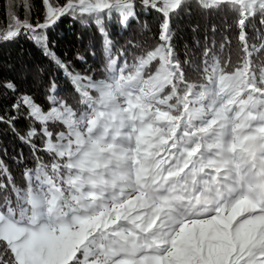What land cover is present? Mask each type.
Instances as JSON below:
<instances>
[{
  "label": "snow or ice",
  "instance_id": "6c2138e0",
  "mask_svg": "<svg viewBox=\"0 0 264 264\" xmlns=\"http://www.w3.org/2000/svg\"><path fill=\"white\" fill-rule=\"evenodd\" d=\"M193 6L208 24L181 53L173 20ZM6 9L0 43L32 42L70 90L36 65L35 87L23 68L0 75V130L19 147H0V264H264V0ZM152 13L153 43L117 48L108 23ZM65 18L95 24L102 70L57 54Z\"/></svg>",
  "mask_w": 264,
  "mask_h": 264
},
{
  "label": "trees",
  "instance_id": "16d2710c",
  "mask_svg": "<svg viewBox=\"0 0 264 264\" xmlns=\"http://www.w3.org/2000/svg\"><path fill=\"white\" fill-rule=\"evenodd\" d=\"M39 6V0H33ZM6 3L7 0H0V26L6 27ZM18 14L23 18V9L18 10ZM219 23V21H215ZM157 17L155 13L142 15L139 20H130L126 27L119 25L118 20L108 23V31L111 39L116 43L117 48L125 46L127 41L133 40L135 43L152 44L157 32ZM208 21L202 18L195 8H189L182 12L173 20V30L176 33L175 44L178 52H183L185 45L191 46L194 33L192 27L201 26V36ZM49 39L55 41V51L63 57L64 53L73 54V62L76 71L86 72L89 68L99 72L103 68L104 51L102 38L96 30L94 23L82 25L73 21L71 18H65L62 23L55 29L50 30ZM79 52L85 57L86 63L76 61L75 52ZM94 54V55H93ZM30 65H36L45 69V75L58 77V83L65 91L60 95H67L70 85L65 81L63 73L59 71L54 64H51L46 58L40 55L37 47L32 42L21 40L18 43H0V75L11 77L16 75L11 71L12 68L24 69V78L27 79L25 87H35V77L28 74L27 69ZM38 102H43V98L38 94ZM27 122L21 121L17 127L24 130ZM0 147H7L9 153L19 150L18 141L10 134L0 130ZM27 154V149H25Z\"/></svg>",
  "mask_w": 264,
  "mask_h": 264
}]
</instances>
